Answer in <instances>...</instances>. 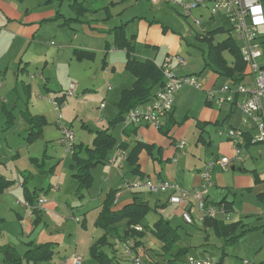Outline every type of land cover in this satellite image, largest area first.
Returning a JSON list of instances; mask_svg holds the SVG:
<instances>
[{"label": "crops", "instance_id": "0c3cea01", "mask_svg": "<svg viewBox=\"0 0 264 264\" xmlns=\"http://www.w3.org/2000/svg\"><path fill=\"white\" fill-rule=\"evenodd\" d=\"M34 1L35 0H0V74L2 75L4 81L3 87L0 90V167L5 163V160H22L23 158L21 152L17 154H12L10 151L11 145L9 141H11L12 138H14L12 137L11 132H13V134H16L17 130L15 127L14 129L11 128L10 130H9L10 127L8 128L9 120L13 118L12 123H14L15 120L12 111H10L9 109L8 103H10V100L11 102L13 101L18 102L17 97H16L17 100H15V96L13 95V92H11L10 94V90L16 92L18 90V83L21 80L24 83L25 92H27L26 86H28V90L29 92H31V94L35 92V88L33 87L37 85L36 84L37 81L33 83L32 81H28L27 79H25L27 77L25 78L22 77L24 75H29L31 73L30 67L34 65L33 63L34 60H37V62L42 60V62L44 63L43 66L47 67L49 64V60L52 58H55V62L57 61V63H59L60 58L64 57V56H60L61 52L63 51L66 52L71 51L70 52L71 63L73 59L78 62L94 61L96 59L97 52L106 51L105 52L106 61H104L105 66L102 72V74L105 75V72L110 68V66H111L110 72L112 71V73H116L118 71V67L116 66L117 63L114 59H120V55H123L121 53L124 52L125 60L124 63H122V66L129 73V76L124 75L125 80L123 84L126 87L119 89L117 101L115 103L118 109L117 103L121 97L122 91L125 89H131L135 82L134 75L126 68V62L129 56L127 54V51L125 49H118L115 45L116 30L118 28L124 27L127 39L134 46V52L131 54V56H135L137 59L142 61L152 60L157 64L158 67L163 63V61L167 56L175 55V54L182 55V51L186 47V45H184L185 38L183 34L176 33L175 27L174 25H172V22L170 21H166V22L171 24L172 27L170 25H163L165 23H161V24L151 23L144 18H141L137 21L136 17H133L132 19H127L125 22L120 23L119 18L123 17L124 10L122 12L116 13L107 7H102V9L106 8L105 13L103 11V16L99 18L97 16H99L98 14L102 12H99L94 16L93 15L89 16V12H91L93 9L88 7L87 9L88 12H86L84 16H77L75 18L68 19L64 14L62 15L58 13L59 11L56 9L57 8L56 5L51 4L52 0H37L35 2ZM121 1L122 0H112L111 5L119 6L118 3H120ZM163 4L167 5L166 2L159 3L158 5H163ZM177 7H179V10L181 11L180 6ZM63 17L65 18V21L61 24ZM184 17H186V20L188 22L189 20H191L190 24L192 25V29H191L192 31L189 32L188 36L191 37L194 35V37L198 40L199 48L203 51V57L205 62L203 69L206 68L210 69L209 72L206 73L202 72L197 74L198 80L203 84V89L200 90L204 91L205 94L204 107L201 109L200 117L198 119L199 122H196L197 126L202 127L201 128L202 132L197 140L196 143L197 146L195 147L196 149L195 151L197 152V154H199V160L196 159L197 157L194 151H193V157L188 153L187 151L189 147L188 141L185 139L183 132L180 133L181 128L174 126L176 124L175 123L176 102L178 103V99L180 101V97H177V100L175 99L174 109L165 117L164 125L161 129L158 128L156 129L155 126L149 124L123 126L120 132L119 139L115 136V134L112 131H110L117 138L119 142H124L128 144L129 148L125 149L128 152V156L130 151L139 142H144L146 144H149L152 147L151 148L152 152L148 151L147 149H143L139 153L138 173L133 172L134 167L131 165L128 159L124 162L122 169H118L115 166L111 167L109 166L108 163L102 164V165H107L109 167V168L107 167L108 173L106 174V177L103 182L105 186L107 185L106 190L103 189L104 186L103 187L101 186V188L96 190L95 192H89V190H83L80 193H77V181L73 178L74 171L71 169V165L74 164L72 158L70 161L68 160L65 162L64 160L61 162L58 160L56 164H54V167L52 168V169L56 168L54 169V174L57 176V178L59 177V179H62L65 173L62 168L66 166L69 167L71 176L68 180L65 181L68 186L67 189H69V187L72 185L74 181L76 182L75 193L78 194V196L82 197L83 199H81L80 205L76 206L75 208L76 209L80 208L81 210H83V215L84 214L85 215L84 217L82 216V218L79 219L74 218V216L73 217L71 216V218L69 217L70 219H73L78 224H80V226L76 229L77 239L75 242V246H76L75 251L69 254L68 253L64 254V256H62L59 259L57 264H59L62 261V259L69 257L74 253H78L76 251V248L80 246H82L85 249L86 255L88 257H91L90 247L104 234V230H102L103 232H100L98 230H90L86 222L87 219L86 216L88 215L89 210H93L98 207H99L98 209L99 210L98 215H99L103 206V202L109 191L112 190L116 191V196L120 194V198L118 202L120 207H124L125 205L133 202L135 198H140L145 201H148L151 204V206L157 208V212H155V214L156 213L158 214L159 209L163 210L164 208L173 205L174 208H176V212L181 213L184 218V213L186 209L185 207H181V206L179 207L178 205L170 201L172 192H160L163 195L161 196L159 195L158 198H155L154 200H150L147 197V195L151 192H149L147 189L144 188L127 189L124 187L126 181H133L139 177H150L151 179H164V180L176 181L188 189L207 187L208 191L206 197L209 201V204L214 205L221 202L223 199H226L227 202H230L232 205V209L229 212L230 214L228 216H225L224 218H219V219L225 220L228 223L234 221H241L242 226L239 228L238 232H240L243 229H249V230L259 229L264 231V166L263 165L262 167L257 166L259 160L263 159L264 156L260 154V150L255 153L251 152V148H253L254 144L248 142L243 148V154L245 152L247 153L246 156L244 157V160L233 161L229 165L227 170H223L221 166L217 164L214 170L212 171L210 182L204 180L201 175V172L204 170L206 164L209 161L220 159L224 156H228V157L233 156L234 150L232 143L225 136L219 134V129L226 130L232 126L240 127L241 119H242V113L237 108V106H233L230 103H224L223 105L219 106L215 104L214 101L213 102L209 101L207 98V90H216L222 87V85L218 87L220 80H222L223 82L224 80H227L228 82L231 80L230 78H226L220 75L219 73H217L214 70V66H211L209 60L210 41L212 40L214 44H217L219 42L224 41L229 35H232V37L238 43L240 47V51H241V43L237 40L233 30L231 31L230 34L226 32H219L216 35H214V37L208 35L211 31L217 30L219 28L231 29V25L227 19V16L223 12L213 15L210 11V7H202L193 10L192 17L191 16L187 17L185 15ZM193 17L200 19L201 23L196 24ZM203 19H206V21H208L210 24L213 25L211 27H209L208 25H203L202 23ZM93 21H95L94 22L95 24L91 23ZM76 24L78 25L81 24V28L84 30L86 36L94 37L96 39H104L105 51L104 50L96 51L91 47H87V45H84L87 44L84 43L85 41H80L78 43L79 45H76V43L79 41L80 38V35L78 34H76L72 38L73 35L72 32L73 30H76L78 26ZM135 25L137 26L135 27ZM66 29H70V30L66 31ZM263 29L264 26L260 30ZM191 32L194 33L191 34ZM64 33H66V36H64ZM221 36L223 38L218 39ZM51 38H58L59 40H61L63 44L60 50H58L54 54L49 52V46L48 44H46V42ZM260 41L262 46V56L259 61L261 65L264 67V63H262V60L264 59V40L261 39L260 37ZM75 49L93 51L96 54L95 58L93 60L86 59L80 61L74 55ZM160 49L166 51L165 54L162 56L161 60L157 61L160 58L159 57ZM223 56L228 60L229 64L232 65L233 59L231 54L228 51H224ZM32 57H34L33 60ZM188 64H189L188 61L185 66H180L175 63L174 73L180 76L188 75L187 73L182 72L183 68H186ZM89 71L92 72L91 69H89ZM35 74L31 75V78H33V80L36 79ZM247 74H249L248 66L243 75V78L246 80H248ZM40 78L42 79V82L45 83L44 88L48 91H51L49 88L47 89L48 81L42 75H40ZM161 88H162L161 85L157 86L156 91L158 92ZM2 91L3 93L5 91V93L9 94L8 98L10 97L11 99H8L6 95L1 97ZM46 97L48 98V96ZM39 98L40 99L45 98V96L41 93V91H39ZM48 99L50 100V98ZM224 110H227V112H225ZM27 111H29V109H27ZM33 115H43L46 118L45 113L44 114L38 113ZM109 116L110 115L103 116V114L101 113V119L99 121L98 128L90 129L92 133H90L87 136V139H85L87 141L84 142L83 139L79 143H76L75 140V144H84L87 146H91L95 137V132L98 130H104L109 127V123L113 119H108L109 120L108 126L104 125L106 123L105 118H110ZM187 119L189 121H187L185 125L187 123H189V125L195 124L194 117L187 116ZM47 124H48V120H47ZM209 126H213L215 134L210 132V130L208 129ZM115 127L113 128L114 132H115ZM164 130H166V132L174 131L175 135L173 136L177 137L178 141L185 140L187 142L185 151L178 154L180 155V159H177L176 162L173 161V159L175 158L174 156H176L177 154L176 145L173 141L169 142L164 139V137L161 135V133L164 134ZM27 135L25 138H27ZM215 135L217 136L216 140H215ZM46 140H47L46 131L44 128L41 137H39L38 139L32 142V147L34 148L36 145L42 147V145L39 144L40 141L44 142ZM198 143L202 145L198 146L199 145ZM205 145H208V148ZM23 147L29 148V146L27 145H24ZM198 149H200L199 153H198ZM116 150H121V148L119 149L115 148L113 151L115 152ZM26 152L29 153V150L27 149ZM32 155H30L28 158L29 159L35 158L37 160L39 159L38 156H35L37 154H32ZM97 168L98 166L93 170V176L95 182L96 179H95L94 171ZM61 169L63 171L62 175H61ZM127 169H129L128 170L129 173L126 172ZM0 172L2 173V171ZM12 172H14V175L17 174L16 175L17 179H15L17 185L15 184L6 192L8 195L7 197L9 198L12 194H14V196L15 195L23 196L25 200H27L24 195L23 187H22L24 180L23 178L20 177L21 176L20 172H22L21 167L15 164ZM32 172L30 173L28 178H25L28 190L31 193L36 192V194L34 195L44 194L47 197L48 202L43 207L42 210H38L41 211V213L40 215L37 216V214L33 212V210L31 209V207L26 205L27 204L26 201V204L24 206L29 209V217L28 219H26L27 220L26 233L28 237L31 236V234H33L35 228H37L34 227L33 224L34 223L33 220L36 218L39 219V221H41L39 225L43 222L45 223L46 230L43 236H41L42 232H40L41 235H38L37 238H34L33 240H27L25 245L27 246L28 249L26 251L36 246L37 248H40L42 245L46 243L54 244L55 242H53L52 239H54L55 233L61 232L60 230L65 229L66 227L64 224L63 225L51 224L49 223V221H46L45 219L52 218V216L55 217L56 215H62V217L64 216L66 219H69L67 216V212L65 213V210L68 211L69 208L72 209V206L70 207L69 201L67 200L65 201L64 203L65 207L62 204L63 202L61 201L62 200L61 197L64 189L62 188V185L60 183L55 185L58 186L57 188L55 187L56 190H52L51 188H49V190H46V192L44 193H39L34 189V187L32 188L31 186L32 182L30 181L33 177H35V175ZM93 187L91 189H93ZM232 194H235L236 196L234 197L236 198L238 194L241 195V200L238 202L240 206L239 209L236 208V199L230 198V195ZM85 197H87L88 199H85ZM30 210H31V214H30ZM191 212L195 217H198V210L196 209V207H192ZM0 220H3V218L1 217ZM144 220H143V225H144ZM156 220H154V222ZM168 220L171 221L169 218ZM256 220L257 222L254 223ZM197 221H199L202 224L201 220L197 219ZM247 225L248 227L246 228ZM55 228H58V231H53V229ZM97 229L99 228L97 227ZM202 230L205 232L204 238L206 240V243H201L200 244L201 247L197 249L203 248L206 251L205 246L208 244L211 237V233L213 232L210 230L206 231L203 225H202ZM2 234H3V223L0 222V236ZM146 236L142 239L143 243H141L137 247V250L141 252V254L144 252V254L149 255L150 253H152V250L151 252H149L150 249H147V247L145 246ZM111 239L112 241H114L113 238ZM121 242L123 241L118 240L117 244H115L116 253L114 256H116L117 261L119 262V264H123L129 261V259H132L133 261V256L130 258L124 256L125 254L124 250H122L121 253V250L119 249V243ZM54 245H52L51 248L52 252L54 251ZM193 247L196 248V246ZM107 251L111 253L109 249H107ZM223 252L225 251H222V253ZM173 253H175V251ZM262 253H264V247L261 248L260 252L257 255L259 256ZM19 254L23 257V264H25L24 256L26 253L24 254L19 252ZM189 255L190 253L188 252L183 259H188ZM81 256L83 257V264H84V255ZM161 256L165 259V261H168V263L166 262V264H172L174 262V257L171 254L167 255L164 253ZM191 257L202 259L210 256L192 255ZM262 257L264 258V255ZM3 259L7 264L4 255H3ZM220 260L221 259H219V262ZM26 262L28 264L46 263V262L43 263V261L28 262L27 260ZM154 262L157 263L156 260ZM261 262L264 261L262 260ZM175 264L177 263L175 262Z\"/></svg>", "mask_w": 264, "mask_h": 264}, {"label": "rangeland", "instance_id": "374dc122", "mask_svg": "<svg viewBox=\"0 0 264 264\" xmlns=\"http://www.w3.org/2000/svg\"><path fill=\"white\" fill-rule=\"evenodd\" d=\"M111 1L112 0H52L51 4L56 5V9L59 11L58 13L62 15L64 14L68 19L75 18L77 16H84V14L88 12L87 10L80 9V5L83 3L86 9H88V7L93 9L91 12H89V16H94L95 14L102 12L98 14L99 16L97 17L99 18L103 16V11L105 13L106 8L102 9V7H107L116 13L122 12L124 10L123 17L119 18L120 23L125 22L127 19L136 17L137 21L141 18H144L148 22L155 24L165 23L163 25H170L171 27L172 25H174L176 33L183 34L185 38L184 45H186V47L182 51V56L186 59V61H188L189 64L186 68H183L182 72L192 74L197 77L198 73H206L210 71V69L208 68L203 69L205 65L203 51L199 48L198 40L194 37V35L191 37L188 36L189 32L192 31V25L190 24L191 20H189V22L186 20V17H184L185 14L182 12V10H179V7L175 6L172 3H167V5L152 4L147 0H122L120 3H118L119 6H115L111 5ZM176 1L180 3L182 2V0ZM262 2L264 7V0H262ZM62 19L63 20L61 21V24L65 21L64 17ZM166 21L172 22V25ZM94 22L95 21L91 23L93 24ZM202 23L203 25H208L209 27L213 25L206 21V19H203ZM136 26L137 25H135V27ZM67 30L69 31L70 29H66V31ZM192 33L194 32H191V34ZM72 34V38L76 34L80 35L79 41L76 43V45H79L78 43L80 41H85L84 43L87 44L84 45H87V47H91L96 51H105V40L86 36L84 30L81 28V24L77 26L76 30H73ZM64 36H66V33H64ZM259 36L264 40V29L259 31ZM221 38L223 37L221 36L218 39ZM46 44H48L49 52H51L52 54L56 53L63 46L61 40H59L58 38H51L46 42ZM165 51L166 50L160 49V58L157 61L161 60L162 56L165 54ZM70 52H61L60 56L64 57L60 58L59 63H57V61L55 62V58L50 59L47 67L43 66L44 63L42 62V60H40L39 62H37V60L33 61L34 65L30 67L31 73L29 75L22 76L23 78L27 77L25 79H27L28 81H32L33 83L37 81V85L33 87L35 88V92H33L32 94L31 92H29L28 86H26L27 92L24 91V83L22 80L18 83V90L16 92L10 90V94L11 92H13L15 100L18 99V102H11L10 100V103H8L9 109L10 111H12L13 116L15 117L14 123H7L8 128L10 127V130L11 128L14 129L15 127L17 130L16 134H13V132H11V135L14 138L9 141L11 145L10 151L12 154L21 152L23 158L22 160H5V163L0 167V171H2V173L6 177L15 180L17 179V174L14 175V172H12L13 167L15 164L19 165L23 172V174L22 172H20V177L23 178L24 181L26 178L25 175H30V173L33 171L32 173L35 175V177H33L30 181L32 182L31 186L32 188L34 187V189L39 193H44L46 192V190H49V188H51L52 190H56L55 187L58 186L55 185L60 183L62 185V188L64 189L61 197V201L63 202L62 204L65 207L64 203L67 200L70 203V207L72 206V209L69 208L68 211L65 210V213L67 212L68 218H71V216H74V218H82V216L84 217L85 215H83V210H81L80 208H75L76 206L80 205L81 199H83L75 193L76 182L74 181L69 189H67L68 186L65 182L71 176L69 167L66 166L62 168L65 172L62 179H59V177L57 178V176L54 174V169L56 168L52 169L54 167V164H56L58 160L60 162L63 160L64 162L68 160L70 161L71 155L66 150V147L62 142V133L58 125L57 111L49 102L50 100L48 98L53 99L56 96L64 93L68 89L69 85L73 82L78 85V94L75 97H69L66 99V107L62 110L61 122L62 124H66L68 127H71L74 130L76 143H79L83 139L85 142L87 141L85 140L87 139V136L92 133L90 129L98 128L99 121L101 119V113L103 114V116L110 115V118H105L107 124L105 123L104 125L107 126L109 121L108 119H114V117L117 115L118 109L115 103L117 101L118 92L120 88L126 87L123 84L125 80L124 75L129 76V73L122 66V63H124L125 60L124 52L121 53L123 55H120V59H114L117 63L116 66L118 67V71L116 73H112V71L110 72V66V68L106 71L107 73L105 72V75H103L102 72L105 66L104 61H106V51L97 52V56L94 61L78 62L73 59L72 63L70 59ZM33 58L34 57H32V60ZM262 63H264V59L262 60ZM89 69H91L92 72H90ZM32 74H35V80L31 78ZM40 75H42L48 81L47 89L49 88L51 91H48L44 88L45 83L42 82ZM224 83H228V81L224 80L223 82L222 80H220L218 87H220ZM216 90L219 91L220 88ZM39 91H41V93L45 96L44 99L39 98ZM5 95L8 98L9 94L5 93V91L3 93L2 91L1 97ZM204 95V91L191 86H185L175 94V99L177 100V97H180V101L178 99V103L176 102V124L174 126L181 128L180 133L183 132L185 139L189 143L187 151L192 157L194 151L196 153L197 160H199V154H197V152L195 151V147L197 146V140L202 132V127L197 126L196 122H199L198 119L200 117V112L204 107ZM46 96H48V98ZM8 99L11 98L9 97ZM102 104L104 106H102ZM27 109H29V111H27ZM224 111L227 112V110ZM27 112L28 114H46L48 124H46L44 128L46 131V139L48 141H40L39 144H41L42 147L36 145L33 148L32 142L29 143L25 138L29 129V125L26 119L27 116L26 114H24ZM187 116L194 117L195 124L189 125V123H187L185 125V123L189 121L187 119ZM123 126L130 125H127V122L123 120L115 127V132L114 129L111 130L118 139L120 138V132ZM208 129L210 130V132L215 134L213 126H209ZM174 133V131L166 132V130H164V134L161 133V135L166 141H173L176 145L178 142V138L173 136L175 135ZM216 138L217 136L215 135V140ZM24 145L29 146L30 149L27 147H23ZM201 145L202 144H199L198 146ZM205 146L208 148V145ZM260 148V145H253V148H251V152H258ZM27 149L29 150V153L26 152ZM199 151L200 149H198V153ZM32 154H37L35 156L39 157L38 161L37 159L36 161H34L33 159L28 158ZM246 154L247 153L245 152L243 156L245 157ZM174 157L176 159H180V155L178 154H176V156ZM262 165L264 166V157L257 163V166L259 167H262ZM107 167V165H99L98 168L94 171L96 182L93 189H89V192H95L96 190L100 189L101 186H104V190L107 189V185L105 186V184H103L106 174L108 173L109 167ZM62 169L61 175L63 174ZM128 170L129 169H127L126 171L127 173H129ZM159 195L161 196L163 194L149 193L147 197L150 200H154L155 198H158ZM7 196V193H3L0 195V219L1 217L3 218V220L0 221L1 223H3V234L0 236V245H15L20 253L25 254L27 252L26 250L28 249L25 245L27 240H33L34 238H37L38 235H41L40 232H42L41 236H43L46 230V225L44 222L39 225L41 221H39V219L37 218L34 219L33 224L34 227L37 228H35L33 234L28 237L26 233V219H28L29 217V209L24 206L26 204L25 198L19 195L14 196V194H12L9 198ZM234 196L236 195L232 194L230 195V198L236 199V208L239 209L240 206L238 202L241 200V195L238 194L237 198ZM85 199L88 198L85 197ZM98 209L99 207L88 211L86 222L90 230H98L100 232H103L102 229H97V227H95L94 225V222L98 215ZM159 215H163L167 219L169 218L172 221V225L175 228L178 227L179 233L182 235V242L179 244V246H191L189 250V257H191L192 255H209L210 257L214 258V260L218 262V264H241L243 260L250 261V264H264V262H261L262 260L264 261V258L262 257L264 253L260 254L259 256L257 255L260 252L261 248L264 247L263 230H248L244 233V235L240 237L237 242L229 245H225L223 239H220L216 237L214 233H211L210 240L205 246V249L207 251L206 252L203 248L197 249L201 247V243H206V240L204 238L205 232L202 230V224L199 221L196 220V222L192 224L187 223L184 220L182 214L176 212V208H174L173 205H170L163 210L159 209L158 214H155V212H151L145 218L144 225L152 226L154 220H156ZM52 218H46L45 220L55 225L64 224L66 228L61 230L59 228L61 232L55 233L54 239H52V241L55 242L54 244L56 246L52 244L54 245L52 258H50L49 260H44L43 263L46 262L44 264H57L59 259L64 256V254H69L75 251V242L77 239L76 229L80 226V224H78L75 220L70 218L66 219L64 216L62 217V215H56L55 217L52 216ZM256 222L257 220L254 223ZM247 227L248 225L246 226V228ZM53 231H58V228L53 229ZM113 240L115 244H117L119 239L113 238ZM145 246L147 247V249H150L149 252H151L152 250V253H150L149 255L144 254V252L142 253L143 264L168 263V261H165V259L161 256L162 254H164L163 243L159 239H157L151 231L147 232ZM193 246H196V248ZM119 249L122 253L123 242L119 243ZM76 251L79 254L84 255V264H98L95 259L86 255V251L82 246L76 248ZM222 251H225L226 255L224 260L222 262H219ZM125 254L124 256L126 257H132V254ZM155 260L157 261V263L154 262ZM24 261L25 264H28L26 262V259ZM0 264H6L2 254H0ZM123 264H134V262L132 261V259H129V261ZM172 264H175V262H173Z\"/></svg>", "mask_w": 264, "mask_h": 264}, {"label": "built area", "instance_id": "2783aa9c", "mask_svg": "<svg viewBox=\"0 0 264 264\" xmlns=\"http://www.w3.org/2000/svg\"><path fill=\"white\" fill-rule=\"evenodd\" d=\"M153 4L162 2L172 3L180 6L185 16L192 17V11L197 8L210 7L213 15L223 12L226 14L230 25L241 43V54L247 62L249 74L248 80L240 82L230 80L222 85L219 91L207 90V98L217 105L230 103L242 113L241 126H232L226 130L219 129V134L225 136L233 145V156H224L220 159L209 161L201 175L204 180L210 182L211 174L217 164L223 170H227L233 161H243V148L250 142L260 145V154L264 156V67L260 63L262 56V46L259 36L260 29L264 26V7L261 0H149ZM196 24L201 21L193 17ZM175 63L180 66L187 64L186 59L181 54L169 55L165 58L159 68L163 72L164 84L157 94L148 102L137 105L130 109L125 121L127 125L149 124L160 129L164 125L165 117L174 109L175 94L185 86L203 89V84L198 77L188 75H176L174 73ZM3 77L0 74V90L3 87ZM79 87L76 83H71L68 89L60 94V97L50 99L58 115V125L62 133V142L66 150L70 153L75 143V133L71 127L62 124V110L66 106V99L75 97ZM102 106H104L102 104ZM187 142L179 140L176 144L177 154L185 151ZM128 159L126 150H116L109 158L108 164L111 167L123 168L124 162ZM177 161L176 158L173 159ZM124 187L127 189H147L151 193L172 192L170 201L179 207H185L184 220L192 224L196 220L203 221L205 218H224L230 213L224 205H211L206 197L207 187L188 189L180 183L164 179H151L150 177H139L133 181H126ZM57 188V187H56ZM120 194L116 196L114 204L119 202ZM45 195H40L35 205L27 206L33 210H42L47 204ZM196 207L198 217H195L191 209ZM143 231L142 227H138ZM123 250L126 254L133 256L134 264H143L142 254L135 247L133 239L123 241ZM183 264H217L211 257L202 259L189 257ZM59 264H83V257L74 253L66 257ZM242 264H250V261L243 260Z\"/></svg>", "mask_w": 264, "mask_h": 264}, {"label": "trees", "instance_id": "16d2710c", "mask_svg": "<svg viewBox=\"0 0 264 264\" xmlns=\"http://www.w3.org/2000/svg\"><path fill=\"white\" fill-rule=\"evenodd\" d=\"M80 9L87 10L83 3ZM231 29L219 28L211 31L208 35L214 37L219 32L231 33ZM211 37V38H212ZM115 45L118 49L127 51L128 59L126 68L134 75L135 82L131 89H125L121 93V97L117 103L119 112L116 117L110 121L109 127L104 130L95 132V137L91 146L84 144H75L71 149V158L74 164L71 169L74 171L73 178L77 181V193L94 186L95 180L93 170L102 164H107L113 150L121 148L128 149V144L119 142L117 138L110 132L117 124L125 120L127 112L139 104L150 101L156 94V87L163 86L164 77L162 70L152 60H139L135 56H131L134 52V46L126 37L124 27L116 30ZM228 51L232 56V65L223 56V52ZM75 57L82 60H93L95 52L81 49L74 50ZM209 60L211 66L220 75L230 78L235 82L243 80V75L246 71L247 64L241 54L240 47L236 40L229 35L224 41L214 44L212 40L209 45ZM56 97H60L59 95ZM29 123L27 141L33 142L43 134V129L47 124V119L43 115H33L25 113ZM12 118L8 123H12ZM162 128V127H161ZM160 128V129H161ZM250 143V142H249ZM151 146L144 142H139L129 153L128 160L134 167L133 172H139L138 156L143 149L151 151ZM152 152V151H151ZM36 161L35 158H32ZM38 161V160H37ZM29 175H25L28 178ZM15 180L6 177L0 172V195L6 193L14 184ZM23 192L26 201L29 205H35L38 197L42 194L34 195L28 190L26 180L22 184ZM44 195V194H43ZM116 191H109L103 202L102 209L95 221V226L104 230V234L90 247V254L98 264H119L115 255V242L111 238H117L121 241L133 239L137 248L146 236L148 231L163 243V251L165 254H171L174 257V262L183 264V259L189 252L191 246H179L182 242V235L179 233L178 227L172 226L171 221L160 215L152 226H144L143 220L151 213L157 212V208L151 206L148 201L140 198L124 207L119 204L115 205ZM216 205H224L226 210L230 212L232 205L223 199ZM40 215L41 211L34 210ZM78 218V217H77ZM79 219V218H78ZM1 221V220H0ZM205 230H210L214 235L223 239L225 245L237 242L242 235L249 229H243L238 232L242 226L241 221L226 222L219 218L207 217L202 221ZM142 227L143 231H139L138 227ZM257 229V228H254ZM50 245V246H49ZM52 244L46 243L40 248L34 247L29 249L25 254V259L33 262L49 260L52 258ZM110 250L111 253L107 251ZM175 251V253H173ZM0 253L5 257L7 264H23V257L19 254L16 247L10 244L0 246ZM226 252H223L220 257V262L225 258ZM183 259V260H182ZM179 260V262H178Z\"/></svg>", "mask_w": 264, "mask_h": 264}, {"label": "bare ground", "instance_id": "6f19581e", "mask_svg": "<svg viewBox=\"0 0 264 264\" xmlns=\"http://www.w3.org/2000/svg\"><path fill=\"white\" fill-rule=\"evenodd\" d=\"M246 62V61H245ZM246 64H247V62H246ZM187 261V260H186Z\"/></svg>", "mask_w": 264, "mask_h": 264}]
</instances>
